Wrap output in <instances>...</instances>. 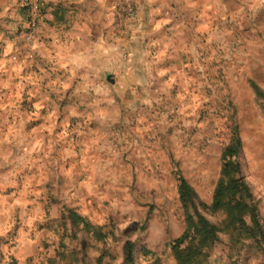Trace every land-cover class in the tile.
<instances>
[{"label":"rangeland","instance_id":"rangeland-1","mask_svg":"<svg viewBox=\"0 0 264 264\" xmlns=\"http://www.w3.org/2000/svg\"><path fill=\"white\" fill-rule=\"evenodd\" d=\"M48 2L0 0V264H176L179 175L221 228L205 264H264V0L206 19L207 0H111L99 75L40 78L27 60ZM234 135L251 236L209 208Z\"/></svg>","mask_w":264,"mask_h":264},{"label":"crops","instance_id":"crops-1","mask_svg":"<svg viewBox=\"0 0 264 264\" xmlns=\"http://www.w3.org/2000/svg\"><path fill=\"white\" fill-rule=\"evenodd\" d=\"M50 1L39 23L36 43L37 60L34 61L30 57L27 60L28 66L37 64L40 78L45 72H50L51 67L57 72L82 78L98 76L95 63L110 62L114 56L111 47L112 39L106 28L111 23L110 14L115 2L111 0ZM207 1L211 3V7L203 13L204 19L208 13L214 16L222 14L224 0ZM60 3L64 4L66 9L64 24L59 23L60 20L56 18L60 16L58 13ZM141 3L149 5L153 3V0H138L139 7L142 6ZM148 10L151 17L155 11L151 6ZM159 10H162V7ZM171 22H174L173 19H170L168 23ZM32 72L33 70L30 69L24 74L29 76Z\"/></svg>","mask_w":264,"mask_h":264},{"label":"trees","instance_id":"trees-1","mask_svg":"<svg viewBox=\"0 0 264 264\" xmlns=\"http://www.w3.org/2000/svg\"><path fill=\"white\" fill-rule=\"evenodd\" d=\"M258 95L264 93L257 85L252 84ZM241 141L234 135L229 143L224 146L221 153V173L214 191L210 211L226 214L225 228H230L233 233L247 236L252 235L256 213L251 202L248 186L241 174L239 153ZM178 199L184 210L186 227L183 233L170 242V248L175 256L176 264H205L207 248L217 241L221 228L212 224L198 211L201 204L189 182L182 176L178 177ZM76 221H81L86 226L87 222L76 213L71 212ZM250 218L253 223L251 229L245 225V219ZM125 262L131 259L129 244L126 245Z\"/></svg>","mask_w":264,"mask_h":264}]
</instances>
